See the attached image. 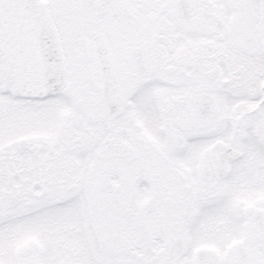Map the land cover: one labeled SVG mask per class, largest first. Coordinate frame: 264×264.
<instances>
[{"label": "snow or ice", "instance_id": "1", "mask_svg": "<svg viewBox=\"0 0 264 264\" xmlns=\"http://www.w3.org/2000/svg\"><path fill=\"white\" fill-rule=\"evenodd\" d=\"M0 264H264V0H0Z\"/></svg>", "mask_w": 264, "mask_h": 264}]
</instances>
